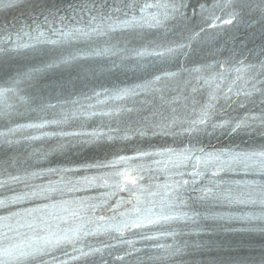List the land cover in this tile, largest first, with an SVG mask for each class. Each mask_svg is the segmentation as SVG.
<instances>
[{"label":"snow or ice","instance_id":"obj_1","mask_svg":"<svg viewBox=\"0 0 264 264\" xmlns=\"http://www.w3.org/2000/svg\"><path fill=\"white\" fill-rule=\"evenodd\" d=\"M16 8L31 14L0 24V264H264V0H0ZM51 72L67 78L42 86ZM224 135L241 143L210 142ZM88 151L103 155L44 166ZM225 248L248 254L195 258Z\"/></svg>","mask_w":264,"mask_h":264}]
</instances>
